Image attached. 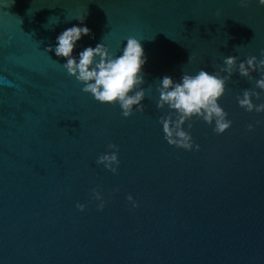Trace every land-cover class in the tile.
Wrapping results in <instances>:
<instances>
[{
	"label": "water",
	"instance_id": "1",
	"mask_svg": "<svg viewBox=\"0 0 264 264\" xmlns=\"http://www.w3.org/2000/svg\"><path fill=\"white\" fill-rule=\"evenodd\" d=\"M73 26L91 30L77 59L99 43L120 55L129 37L141 40L143 113L125 118L83 93L66 59L46 52ZM261 51L259 0H0V264H264V113L236 99L254 89L259 104L264 90L233 74L219 101L232 126L218 135L195 121L199 151L164 139L169 110L156 91L165 76L179 82ZM113 143L116 174L96 163Z\"/></svg>",
	"mask_w": 264,
	"mask_h": 264
},
{
	"label": "clouds",
	"instance_id": "2",
	"mask_svg": "<svg viewBox=\"0 0 264 264\" xmlns=\"http://www.w3.org/2000/svg\"><path fill=\"white\" fill-rule=\"evenodd\" d=\"M239 3L241 7L247 8L249 0H239ZM259 4L264 6V0H259ZM219 15L218 11L217 16ZM79 20L83 25L85 17ZM88 35H91V30L87 26L70 27L57 37L56 46H49L46 52L54 51L56 56L66 59L61 67L83 85V93L91 95L103 104H119L125 118L131 117L134 111L143 113L145 105L142 102L151 89L142 87L145 83L143 66L147 58L141 40L134 36L129 37L120 55L114 54L104 43H99L95 47H86L77 59L73 55L77 42ZM261 56L264 57V51H261ZM195 62L196 56L191 54L188 63ZM216 67L219 70L211 73L204 69L195 74L183 71L179 82L170 76L160 80L156 88L159 93L157 108L163 110L167 107L169 111L167 115L160 117L159 123L162 125L164 139L169 145L188 151H199L200 145L194 141L190 131L197 120H202L209 126L214 125L213 131L218 135L231 128L232 121L228 119V113L219 101L227 93V85L233 74L239 73L249 81L254 80L255 88L264 90V59L249 55L246 60L240 61L238 56H228L224 57L223 65ZM257 72L260 73V79L252 75ZM253 97L260 100L261 92L245 89L236 99L246 111L264 113V102L256 104ZM185 124L188 130H185ZM254 129L255 125H248L249 131ZM108 148L110 151L101 154L96 163L116 174L120 165L119 146L113 143L109 144ZM93 193L94 199L100 201L98 209L102 211L106 202L98 190L93 189ZM128 200L134 207H139L131 195ZM85 207L83 204H77L80 211H84Z\"/></svg>",
	"mask_w": 264,
	"mask_h": 264
}]
</instances>
